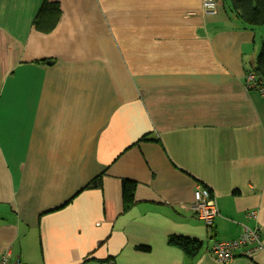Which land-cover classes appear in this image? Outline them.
I'll return each mask as SVG.
<instances>
[{"label":"crops","instance_id":"crops-1","mask_svg":"<svg viewBox=\"0 0 264 264\" xmlns=\"http://www.w3.org/2000/svg\"><path fill=\"white\" fill-rule=\"evenodd\" d=\"M44 1L0 0V259L264 264L210 253L244 225L264 243V94L246 85L264 27H240L220 0L214 15L202 0H47L62 12L44 33ZM198 184L212 226L190 210ZM173 234L203 247L190 258Z\"/></svg>","mask_w":264,"mask_h":264},{"label":"trees","instance_id":"trees-1","mask_svg":"<svg viewBox=\"0 0 264 264\" xmlns=\"http://www.w3.org/2000/svg\"><path fill=\"white\" fill-rule=\"evenodd\" d=\"M220 3L224 6L229 18L237 22L240 27L244 29L264 27V0H220ZM61 12L58 3L45 0L33 20L34 27L38 31L49 33L58 24ZM250 72H253L261 81H264V37L255 64L247 74ZM101 186L102 176H97L89 182L87 188H98ZM135 189L136 182L123 180L122 198L124 210H128L134 203ZM167 243L180 249L190 258H194L203 247L201 240L175 234L169 236ZM136 248L144 252L150 251V247L146 245H138ZM109 261L111 259L102 262ZM99 262L101 263V261Z\"/></svg>","mask_w":264,"mask_h":264},{"label":"built area","instance_id":"built-area-1","mask_svg":"<svg viewBox=\"0 0 264 264\" xmlns=\"http://www.w3.org/2000/svg\"><path fill=\"white\" fill-rule=\"evenodd\" d=\"M203 11L206 15H214L218 12V0H202ZM246 85L256 88L264 94V81H261L253 72L246 77ZM192 215L212 226L219 216V209L212 190L209 187L198 184L194 190V200L190 204ZM247 216L258 218L256 210L248 212ZM240 252L243 256H252L256 252H264V243L261 240V228L259 226H243L241 233L234 239L220 240L213 243L210 253L221 262H230ZM0 264H26L19 260H13L9 255L0 259Z\"/></svg>","mask_w":264,"mask_h":264},{"label":"rangeland","instance_id":"rangeland-1","mask_svg":"<svg viewBox=\"0 0 264 264\" xmlns=\"http://www.w3.org/2000/svg\"><path fill=\"white\" fill-rule=\"evenodd\" d=\"M261 40L259 39L258 40V44H257V46H256V48H255V53H254V56L251 58L252 59V61H253V64H254V58H255V55L259 52V50L261 49ZM248 57H250V54H249V56Z\"/></svg>","mask_w":264,"mask_h":264},{"label":"water","instance_id":"water-1","mask_svg":"<svg viewBox=\"0 0 264 264\" xmlns=\"http://www.w3.org/2000/svg\"><path fill=\"white\" fill-rule=\"evenodd\" d=\"M102 264H115L113 261H109V262H105V263H102Z\"/></svg>","mask_w":264,"mask_h":264}]
</instances>
